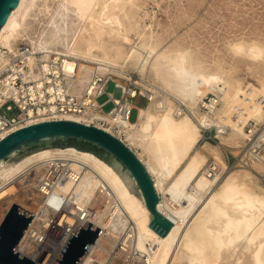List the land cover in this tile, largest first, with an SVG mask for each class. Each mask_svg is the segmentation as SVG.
Returning <instances> with one entry per match:
<instances>
[{"label": "bare ground", "instance_id": "6f19581e", "mask_svg": "<svg viewBox=\"0 0 264 264\" xmlns=\"http://www.w3.org/2000/svg\"><path fill=\"white\" fill-rule=\"evenodd\" d=\"M138 4V0H21L1 30L0 47L13 50L21 38L37 49L61 44L71 57L69 68H79L80 85L93 71L115 74L129 60L143 58L139 66H151L170 99L179 98L195 108L202 96L217 92L222 131L230 127L233 133L246 136L244 128L250 120L264 121V79L253 89L223 71L211 70L189 49L154 43L153 34L137 20ZM133 34L141 43L133 42ZM123 46L130 49L125 52ZM229 46L236 56L264 63V45L258 41L237 40ZM151 89L159 96L161 89L153 84ZM163 105L161 99H154L136 122L124 121L123 107L109 119L124 124V135L118 136L153 176L162 213L174 222L167 235L150 226L151 212L111 165L75 146L41 149L16 162L0 161V220L14 203L27 207L26 200L36 197L43 167L64 165L60 184L67 192L69 208L75 211V204L86 198V189H91V201L103 202L97 215L88 219L103 230L95 255L99 263L84 264H121L112 253L122 234L129 241L127 246L136 251L138 264H264V187L247 171H231L225 161H220L222 166L216 162L221 170L230 171L210 176L207 157L197 150L203 135L199 125L188 114L177 115L172 99ZM65 119L80 120L74 115ZM255 163L254 169L262 168L258 163L264 164V155ZM34 169L31 178L27 173ZM117 254L123 261L126 252Z\"/></svg>", "mask_w": 264, "mask_h": 264}, {"label": "built area", "instance_id": "2783aa9c", "mask_svg": "<svg viewBox=\"0 0 264 264\" xmlns=\"http://www.w3.org/2000/svg\"><path fill=\"white\" fill-rule=\"evenodd\" d=\"M0 53L3 54L0 62L1 138L18 128L32 124L31 121L65 119L69 115L77 116L80 122L96 125L119 137L118 135H124L122 133L124 124L109 119L118 108L123 107L124 121L130 123L131 111L134 108L133 100L139 96L145 98L147 104L159 98L163 101V106L167 105L165 102L167 96L165 98L164 95L156 96L151 89V83H139L132 75L115 78L112 73L96 70L91 73L84 85H80L79 68L71 69L68 66L70 56L54 49H37L27 38H21L13 50L0 47ZM110 82L114 83V93L107 91ZM104 92L110 96L108 101L114 103L109 111H105L104 105L98 102V97ZM171 99L177 115L188 114L195 119L203 132L202 140L212 141L227 131V127L223 131L220 127L217 112L221 106V97L217 92L210 91L202 96L195 108L179 98ZM138 117L139 108L137 119ZM244 130L248 143L242 152L236 155L234 166H249L261 160L263 156V124L252 119ZM119 138L122 139L121 136ZM208 168L210 176L222 171L215 161L209 162ZM27 174L33 178L35 169ZM63 174L64 165L43 167L36 181V197L27 199L28 206L22 207L34 214V217L15 250L31 260L38 253L33 260L37 264H54L77 224L84 226L83 220L87 221L96 216L99 206L103 204L100 199L91 201V189H86L84 192L86 198L80 200V204H75L73 211L69 208L67 192L61 188ZM49 192L53 194L50 196ZM110 201L112 202V199ZM8 212L3 215L0 225ZM67 215L73 218L72 222L67 219ZM102 232L103 230L100 234ZM100 234L82 261L83 264L89 261L99 263L95 255L100 250L97 243ZM128 242L125 239L120 240L113 250L112 258L121 264L140 263L136 251L127 246ZM120 250L126 252L123 261L117 254Z\"/></svg>", "mask_w": 264, "mask_h": 264}, {"label": "rangeland", "instance_id": "374dc122", "mask_svg": "<svg viewBox=\"0 0 264 264\" xmlns=\"http://www.w3.org/2000/svg\"><path fill=\"white\" fill-rule=\"evenodd\" d=\"M138 3L137 20L144 31L153 34L154 43H159L161 47L171 44L189 49L196 59L203 61L211 70L223 71L240 80L244 86L253 89H256L260 80L264 79V63H254L247 58L236 56L229 46L237 40H255L264 45V0H138ZM132 39L136 44L141 43L135 34L132 35ZM53 49L65 53L61 44H57ZM129 49V46H123L125 52ZM140 61H143V58L139 61L136 58L129 60L126 66L122 67L123 69L119 67V71L113 74L114 77L132 75V78L139 83H151L161 89L158 95L167 94L163 91L166 90L164 83L155 75L151 66L148 64L146 69H141ZM206 90L204 88L205 92ZM107 91L115 92L113 82L109 83ZM165 96L169 102L171 100L169 95ZM109 98L107 92L98 97V102L104 105L105 111H109L114 106L113 102L108 101ZM258 100L260 98L257 97ZM133 104L131 121L137 119L138 108H144L147 100L139 96L133 100ZM260 123L264 126V121ZM238 135L229 127L227 133L219 138L212 141L201 139L197 144V150L206 155V163L218 161L221 164L220 161H225L231 171H247L264 187L263 163H258L262 168L255 169L256 163L249 165V168L234 166L236 155H239L248 143L244 134ZM138 150L147 159L143 150L140 148ZM186 166L184 165L183 168ZM229 169L223 167L222 170H225L223 174H227ZM168 195L167 198L170 197V194ZM120 240H123V234Z\"/></svg>", "mask_w": 264, "mask_h": 264}, {"label": "water", "instance_id": "95a60500", "mask_svg": "<svg viewBox=\"0 0 264 264\" xmlns=\"http://www.w3.org/2000/svg\"><path fill=\"white\" fill-rule=\"evenodd\" d=\"M20 2L0 0V33ZM70 140L88 142L110 154L112 164L93 152L116 170L130 193L143 200L152 214L150 226L163 236L170 232L174 222L162 213L160 195L149 169L125 141L101 127L73 119L29 124L0 139V161L10 158L9 161L16 162L41 149L71 146L67 145ZM33 217L34 214L13 204L0 225V264H37L33 260L38 253L31 260L15 250ZM101 230L88 220L84 226L78 223L54 264H81Z\"/></svg>", "mask_w": 264, "mask_h": 264}, {"label": "trees", "instance_id": "16d2710c", "mask_svg": "<svg viewBox=\"0 0 264 264\" xmlns=\"http://www.w3.org/2000/svg\"><path fill=\"white\" fill-rule=\"evenodd\" d=\"M67 145L75 146L77 148L83 149V150H88L92 151L95 154H97L99 157L103 158L110 164H112V157L110 154H108L105 150L103 149H98L96 146L93 144H90L88 142H76L75 140H70ZM55 146H60V144H56Z\"/></svg>", "mask_w": 264, "mask_h": 264}, {"label": "crops", "instance_id": "0c3cea01", "mask_svg": "<svg viewBox=\"0 0 264 264\" xmlns=\"http://www.w3.org/2000/svg\"><path fill=\"white\" fill-rule=\"evenodd\" d=\"M146 106H147V105H146ZM146 106H145V107H146ZM145 107H144V108H145ZM142 109H143V108H139V117H138V119H137L136 121H138V120H139V118H140V115H141V111H142ZM136 121H134V122H136Z\"/></svg>", "mask_w": 264, "mask_h": 264}]
</instances>
